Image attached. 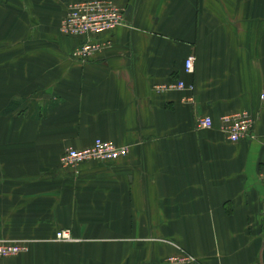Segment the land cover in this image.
Masks as SVG:
<instances>
[{"label": "crops", "instance_id": "obj_1", "mask_svg": "<svg viewBox=\"0 0 264 264\" xmlns=\"http://www.w3.org/2000/svg\"><path fill=\"white\" fill-rule=\"evenodd\" d=\"M80 1L0 0V33L31 44L0 63V239L27 248L0 264H264V0H111L125 23L85 63L58 31ZM243 111L230 142L221 117ZM95 139L127 155L61 167Z\"/></svg>", "mask_w": 264, "mask_h": 264}, {"label": "built area", "instance_id": "obj_2", "mask_svg": "<svg viewBox=\"0 0 264 264\" xmlns=\"http://www.w3.org/2000/svg\"><path fill=\"white\" fill-rule=\"evenodd\" d=\"M123 23L122 12L108 0H85L75 3L69 7V10L63 19L60 31L66 36H87L91 37L102 32L111 31ZM101 44L95 41L86 40L73 53L77 59L84 60L93 53L100 50ZM193 58L189 57L185 61V72H191ZM182 83L171 84L169 88H182ZM222 131L228 135L231 141L243 139L251 126V120L246 114H240L230 117H224ZM209 118H203L198 121L199 128H210ZM126 153L125 147H116L111 143L96 140L94 145L83 150H69L61 157L63 166H74L87 160H111L116 159ZM264 182V173L260 175ZM57 239L70 240L68 230L57 232ZM26 247L20 242H11L0 240V258L16 255L25 251ZM192 258L188 256L173 257L169 259V264H189Z\"/></svg>", "mask_w": 264, "mask_h": 264}, {"label": "bare ground", "instance_id": "obj_3", "mask_svg": "<svg viewBox=\"0 0 264 264\" xmlns=\"http://www.w3.org/2000/svg\"><path fill=\"white\" fill-rule=\"evenodd\" d=\"M84 1H85V0H84ZM108 1H111V0H108ZM80 2H82V1H80ZM111 2H112V3H113V4H114V5H115V6H116L121 12H122V14H123V23L120 25V26H122V25L125 23V10L122 9V8H120L119 6H117L113 1H111ZM75 3H78V2H75ZM75 3H73V4H75ZM73 4H72V5H73ZM68 10H69V8L67 9L66 14H67ZM66 14L64 15V17L62 18V20H61V22H60V27H61V23H62L63 19L65 18ZM120 26H118V27H120ZM118 27H116V28H118ZM116 28H114L113 30H115ZM113 30H111V31H106V32H102V33H99V34L94 35V36H91V37H87V36H66V35H64V36H66V37H75V38L82 39V41L80 42V44H79L76 48L73 49V51H72L71 54H70V57H71L72 59L78 61V62H81V63H85V62H87L88 60L92 59L93 56H95L99 51H101V49H102L104 46L107 45V43L98 40L97 37H98L99 35L104 34V33H110V32H112ZM60 33H61V31H60ZM61 34H62V33H61ZM62 35H63V34H62ZM86 40L95 41V42H98L99 44H101V48H100V50H98L97 52L93 53L90 57L85 58L84 60H81V59H77V58H75V57L73 56L74 51H75V50H76L81 44L85 43ZM189 57H192V58H193V65H192V71L187 73V72H185V70H184V65H185V61H186ZM194 60H195V59H194L193 56H188V57H186V58L184 59V62H183V71H184V73H186V74H191V73H193V69H194ZM178 82H181V83H182V85H183L182 88H179V89H172V88H169V86H170L171 84H176V83H178ZM171 84H169L168 86H166L165 89H166V90H176V91H178V90H179V91H180V90L193 91V89H194V87H193L192 84H190V85H188V86L186 87V86H185V83H184L182 80H176V81L172 82ZM240 114H246L247 117L251 120V126H250V129L248 130L246 136L243 138V139H245V138L248 137V135L251 133V131H252V129H253V126H254L253 118L251 117V115H250L249 113L243 111V112H238V113H235V114L224 115L223 117H221L220 131H221V132L227 137V139H228L230 142H233V143H235V142H239V141H241V140H243V139H240V140H237V141H231V140L229 139L228 135L225 134V133L222 131V127H223V120H222V119H223L224 117H230V116H235V115H240ZM203 118H209V117L201 116V117L197 118V119H196V122H195V125H196V128H197V129H209V128H199V127H198V121H199L200 119H203ZM209 119H210V118H209ZM210 121H211V123H212V120H211V119H210ZM211 127H212V124H211ZM211 127H210V128H211ZM96 140H101V139H95L94 142H93V144H92L90 147H92V146L94 145V143H95ZM101 141H103V140H101ZM103 142H108V141H103ZM108 143H111V144H113V145L116 146V147H125V148H126V153H125L124 155L119 156V157L116 158V159L104 160V161H103V160L92 159V160H87V161L80 162V163H78V164H76V165H74V166H63L62 163H61V167H63V168H75V167H77L78 165H80L81 163L91 162V161H93V162H103V163H105V162H108V161H115V160H118V159H120L121 157H124V156L127 155L128 148H127L126 146H117V145H115V144L112 143V142H108ZM90 147H87V148H90ZM87 148H83V149H87ZM83 149H67V150L64 152V154H65L67 151H69V150H76V151H79V150H83ZM64 154H63V155H64ZM63 155H62V156H63ZM62 156H61V157H62ZM60 162H61V159H60ZM262 173H264V171H263ZM262 173H260V175H261ZM260 175H259V180H260L261 183L264 185V182L260 179ZM65 230H68V229H65ZM60 231H62V230H59V231H57V232H60ZM68 231H69V230H68ZM57 232L55 233V241L67 242V241H71V240H72V238H71V234H70V231H69L70 240H59V239H57V237H56ZM0 240L11 241V242H20V243H22V244L24 245V243H23L22 241H12V240H5V239H0ZM25 247H26V246H25ZM26 250H27V248H26ZM26 250H25V251H26ZM23 252H24V251H22V252H20V253H23ZM20 253H18V254H20ZM18 254H16V255H18ZM16 255H13V256H16ZM181 256H188V257H191L190 255H186V254H181L180 256H177V257H181ZM9 257H12V256H9ZM5 258H8V257H4V258H0V259H5ZM170 258H173V257H170ZM170 258L167 259V263H168V264H169V259H170ZM191 258H192V257H191ZM193 261H194V259L192 258V262L189 263V264H193Z\"/></svg>", "mask_w": 264, "mask_h": 264}, {"label": "rangeland", "instance_id": "obj_4", "mask_svg": "<svg viewBox=\"0 0 264 264\" xmlns=\"http://www.w3.org/2000/svg\"><path fill=\"white\" fill-rule=\"evenodd\" d=\"M3 1H10L11 3H13V6L11 8V12L15 15V0H3ZM17 2V0H16ZM15 3V4H14ZM73 3H70L68 5V8L72 5ZM7 7V6H5ZM67 8V9H68ZM1 9H3L1 7ZM18 14V12H16ZM29 13V11H28ZM0 19L1 20H8V19H13L12 17H9L8 16V13L7 14H4L2 11L0 13ZM16 19V16H14V21ZM61 22V21H60ZM10 30H13V28H8V32H10ZM25 30H27V35L28 36H39V31H37L36 29H24V32L22 34H20L21 36H23L25 34ZM1 31V29H0ZM58 31L60 33V23H59V27H58ZM8 32H1L0 33V54H1V59H0V63H3V62H7L8 61V58L10 56H8L9 54H15V53H21V52H24L26 49H28L31 44H26L24 43L25 41H22V42H19V43H14V39H9V34ZM61 34V33H60ZM62 35V34H61ZM19 36V35H18ZM17 37V36H16ZM26 48V49H25ZM24 60L23 59H17L16 62H23ZM2 69V66L0 67ZM72 241V240H71ZM67 242H70V241H67Z\"/></svg>", "mask_w": 264, "mask_h": 264}, {"label": "trees", "instance_id": "obj_5", "mask_svg": "<svg viewBox=\"0 0 264 264\" xmlns=\"http://www.w3.org/2000/svg\"><path fill=\"white\" fill-rule=\"evenodd\" d=\"M12 108V105H10L9 107H7L4 111L3 114H7Z\"/></svg>", "mask_w": 264, "mask_h": 264}]
</instances>
